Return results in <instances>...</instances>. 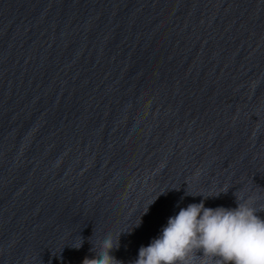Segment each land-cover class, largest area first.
I'll return each mask as SVG.
<instances>
[{"label": "water", "instance_id": "95a60500", "mask_svg": "<svg viewBox=\"0 0 264 264\" xmlns=\"http://www.w3.org/2000/svg\"><path fill=\"white\" fill-rule=\"evenodd\" d=\"M225 189L264 205V0H0V264H132Z\"/></svg>", "mask_w": 264, "mask_h": 264}, {"label": "clouds", "instance_id": "9594fccd", "mask_svg": "<svg viewBox=\"0 0 264 264\" xmlns=\"http://www.w3.org/2000/svg\"><path fill=\"white\" fill-rule=\"evenodd\" d=\"M227 191L195 195L201 201L169 217L160 235L139 248L132 264H264V205L258 197L235 191V208L205 207L204 200ZM83 243L79 236L70 247L78 250ZM89 243L95 256L85 257L82 264H123L111 254L119 249L120 234L115 240L106 234L98 245Z\"/></svg>", "mask_w": 264, "mask_h": 264}]
</instances>
